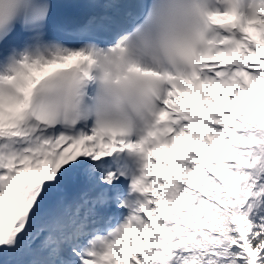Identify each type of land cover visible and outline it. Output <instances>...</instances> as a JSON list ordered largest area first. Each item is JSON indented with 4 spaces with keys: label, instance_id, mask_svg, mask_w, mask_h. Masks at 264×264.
Here are the masks:
<instances>
[{
    "label": "snow or ice",
    "instance_id": "6c2138e0",
    "mask_svg": "<svg viewBox=\"0 0 264 264\" xmlns=\"http://www.w3.org/2000/svg\"><path fill=\"white\" fill-rule=\"evenodd\" d=\"M228 4L209 14L191 68L167 77L150 125L128 135L90 118L81 85L159 7L91 0L104 12L51 38L49 0H0V264H264V0Z\"/></svg>",
    "mask_w": 264,
    "mask_h": 264
},
{
    "label": "clouds",
    "instance_id": "9594fccd",
    "mask_svg": "<svg viewBox=\"0 0 264 264\" xmlns=\"http://www.w3.org/2000/svg\"><path fill=\"white\" fill-rule=\"evenodd\" d=\"M160 9L124 44L94 58L82 82L90 118L123 126L128 135L147 128L167 77L188 71L213 29L208 17L216 0H152Z\"/></svg>",
    "mask_w": 264,
    "mask_h": 264
},
{
    "label": "rangeland",
    "instance_id": "374dc122",
    "mask_svg": "<svg viewBox=\"0 0 264 264\" xmlns=\"http://www.w3.org/2000/svg\"><path fill=\"white\" fill-rule=\"evenodd\" d=\"M261 15H264V11H262L261 12ZM255 22L256 20H252V22ZM251 22V21H250ZM248 29V31L249 32H253V35L255 36V34H257L258 35V37L260 38V36H259V32H258V30L255 28V27H251V28H247ZM256 37V36H255ZM260 41V40H259ZM261 42V41H260ZM262 43V42H261ZM34 72V71H33ZM33 74V73H32ZM184 93H182L181 95H183ZM206 99H210V98H206ZM173 148H174V146H173ZM173 148H169V147H162L161 149H158L157 150V152L158 153H164V152H170V151H172L173 150ZM157 153H153V155H156Z\"/></svg>",
    "mask_w": 264,
    "mask_h": 264
},
{
    "label": "bare ground",
    "instance_id": "6f19581e",
    "mask_svg": "<svg viewBox=\"0 0 264 264\" xmlns=\"http://www.w3.org/2000/svg\"><path fill=\"white\" fill-rule=\"evenodd\" d=\"M246 31L249 33V31L247 29H246ZM249 34L257 41V43H261L258 39L255 38V36H253V34L251 32ZM162 119H164V118H162Z\"/></svg>",
    "mask_w": 264,
    "mask_h": 264
}]
</instances>
